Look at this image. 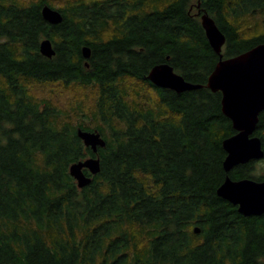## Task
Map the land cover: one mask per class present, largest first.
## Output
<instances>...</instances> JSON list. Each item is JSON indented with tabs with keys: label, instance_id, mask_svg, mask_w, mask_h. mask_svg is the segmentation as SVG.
I'll list each match as a JSON object with an SVG mask.
<instances>
[{
	"label": "trees",
	"instance_id": "obj_1",
	"mask_svg": "<svg viewBox=\"0 0 264 264\" xmlns=\"http://www.w3.org/2000/svg\"><path fill=\"white\" fill-rule=\"evenodd\" d=\"M204 12L224 58L264 43V0H0V264H264V214L217 193L227 175L264 180V158L224 169L236 130L206 86L220 57ZM162 62L203 87L156 86ZM47 83L85 95L62 107L33 93ZM78 128L106 146L95 154ZM255 135L264 148V111ZM91 156L101 170L79 188L69 168Z\"/></svg>",
	"mask_w": 264,
	"mask_h": 264
},
{
	"label": "water",
	"instance_id": "obj_2",
	"mask_svg": "<svg viewBox=\"0 0 264 264\" xmlns=\"http://www.w3.org/2000/svg\"><path fill=\"white\" fill-rule=\"evenodd\" d=\"M42 15L53 25L61 23L64 18L60 10L49 4L43 5ZM201 20L211 47L220 57L208 77L206 86L214 92L221 91L222 111L232 121L236 130V133L223 140V147L227 153L223 165L225 171L229 173L237 165L264 158L262 140L255 135L260 114L264 111V43L236 56L224 58L222 50L227 41L225 33L206 12L201 14ZM40 52L48 58L56 54L50 38L41 40ZM82 53L85 59H89L91 48L84 46ZM147 78L156 86L172 89L177 93L203 87L202 84L187 80L175 71L169 62L154 65ZM77 132L84 144L95 154L100 147L106 146L105 138L97 129L91 131L78 128ZM85 169L92 175L98 174L101 170L100 158L91 156L71 164L69 172L79 188L88 186L93 180L92 176L86 174ZM217 193L237 206L238 211L244 216L264 214V180L253 178L236 180L227 175ZM195 231L199 233L200 229L196 227Z\"/></svg>",
	"mask_w": 264,
	"mask_h": 264
},
{
	"label": "rangeland",
	"instance_id": "obj_3",
	"mask_svg": "<svg viewBox=\"0 0 264 264\" xmlns=\"http://www.w3.org/2000/svg\"><path fill=\"white\" fill-rule=\"evenodd\" d=\"M77 90L78 89L76 88L75 91H72L59 85L47 83L45 85H35L33 93L36 96H40L43 92L47 91V95L52 96L55 103L62 107H68L76 98L80 99L84 97L85 92L83 90Z\"/></svg>",
	"mask_w": 264,
	"mask_h": 264
}]
</instances>
